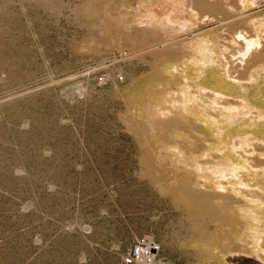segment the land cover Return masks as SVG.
<instances>
[{
  "label": "rangeland",
  "instance_id": "374dc122",
  "mask_svg": "<svg viewBox=\"0 0 264 264\" xmlns=\"http://www.w3.org/2000/svg\"><path fill=\"white\" fill-rule=\"evenodd\" d=\"M264 264V0H0V264Z\"/></svg>",
  "mask_w": 264,
  "mask_h": 264
},
{
  "label": "built area",
  "instance_id": "2783aa9c",
  "mask_svg": "<svg viewBox=\"0 0 264 264\" xmlns=\"http://www.w3.org/2000/svg\"><path fill=\"white\" fill-rule=\"evenodd\" d=\"M154 248L148 241L139 242L123 257L122 264H148L153 258Z\"/></svg>",
  "mask_w": 264,
  "mask_h": 264
}]
</instances>
